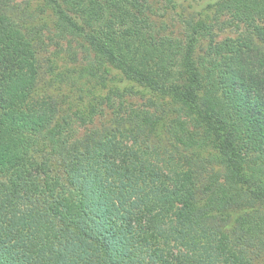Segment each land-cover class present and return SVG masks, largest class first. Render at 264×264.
Returning <instances> with one entry per match:
<instances>
[{
	"label": "trees",
	"instance_id": "obj_1",
	"mask_svg": "<svg viewBox=\"0 0 264 264\" xmlns=\"http://www.w3.org/2000/svg\"><path fill=\"white\" fill-rule=\"evenodd\" d=\"M159 2L0 0V264H264V0Z\"/></svg>",
	"mask_w": 264,
	"mask_h": 264
},
{
	"label": "rangeland",
	"instance_id": "obj_2",
	"mask_svg": "<svg viewBox=\"0 0 264 264\" xmlns=\"http://www.w3.org/2000/svg\"><path fill=\"white\" fill-rule=\"evenodd\" d=\"M163 2L164 3V1L165 0H156V2ZM179 1H181L182 2V5H183V7H185V6H187L188 4V0L185 2L184 0H179ZM159 2V3H160ZM173 17H176V16H174V15H171L170 16V18H172V19H177V21H178V18L176 17V18H173ZM233 34L231 33V32H226L225 34H222V37L224 38V37H228V36H232ZM107 119H108V117H106V118H103V119H101V120H99L98 122H97V127H106L107 126ZM88 129H92V127L91 126H89V127H85V128H83V129H81V132H85L86 133V130H88Z\"/></svg>",
	"mask_w": 264,
	"mask_h": 264
}]
</instances>
